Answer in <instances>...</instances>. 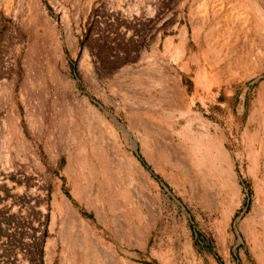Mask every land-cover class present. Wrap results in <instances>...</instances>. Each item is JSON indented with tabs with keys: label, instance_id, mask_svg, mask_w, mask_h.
Returning a JSON list of instances; mask_svg holds the SVG:
<instances>
[{
	"label": "rangeland",
	"instance_id": "374dc122",
	"mask_svg": "<svg viewBox=\"0 0 264 264\" xmlns=\"http://www.w3.org/2000/svg\"><path fill=\"white\" fill-rule=\"evenodd\" d=\"M0 143V264H264V0H0Z\"/></svg>",
	"mask_w": 264,
	"mask_h": 264
},
{
	"label": "trees",
	"instance_id": "16d2710c",
	"mask_svg": "<svg viewBox=\"0 0 264 264\" xmlns=\"http://www.w3.org/2000/svg\"><path fill=\"white\" fill-rule=\"evenodd\" d=\"M181 79H182L184 82H186L184 75L181 76ZM188 84H189V83H188ZM41 256H42V252H41V250H39V253H38V259H39V261L41 260ZM215 258H216V256H215ZM216 259H217V258H216ZM141 264H151V263H150V262H145V261H143Z\"/></svg>",
	"mask_w": 264,
	"mask_h": 264
},
{
	"label": "bare ground",
	"instance_id": "6f19581e",
	"mask_svg": "<svg viewBox=\"0 0 264 264\" xmlns=\"http://www.w3.org/2000/svg\"><path fill=\"white\" fill-rule=\"evenodd\" d=\"M2 139V138H1ZM7 144V143H6ZM0 145L2 146V144L0 143Z\"/></svg>",
	"mask_w": 264,
	"mask_h": 264
}]
</instances>
